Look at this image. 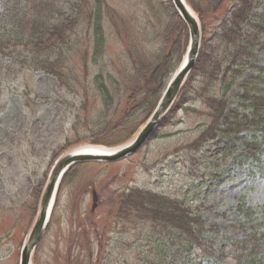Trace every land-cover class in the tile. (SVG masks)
<instances>
[{
	"label": "trees",
	"instance_id": "trees-1",
	"mask_svg": "<svg viewBox=\"0 0 264 264\" xmlns=\"http://www.w3.org/2000/svg\"><path fill=\"white\" fill-rule=\"evenodd\" d=\"M185 1L199 18L202 41L167 121L186 108L194 95L206 108L208 123L198 125L203 127L199 135L184 146L192 151L191 162L195 163L194 154L204 145L216 141L222 145L223 159L234 153L238 163L259 167L264 156V65L255 66L239 85L236 109L227 111V104L230 90L255 51L264 49V0H236L237 5L229 10L221 7L224 0ZM159 7L164 9L165 22L157 33H141L142 46L126 36L131 19L113 10L106 0H92L88 9L83 0H0V61L4 62L0 69L5 70L2 76L14 74L7 82L0 81V108L10 89L28 95L23 76H17L23 71L22 75L45 73L68 93L74 88L81 90L80 106L86 110L91 90L81 86L76 71L86 74L91 72L90 66H97L92 72V92L99 96L103 108L100 118L92 123L98 128H89L87 139L106 146L123 143L153 110L187 46L186 26L172 5L163 2ZM209 10L219 13L217 30L211 36L203 17ZM145 13L147 24H151L155 13L150 4ZM148 28L155 29V25L143 30ZM107 30L120 42L130 39L124 50L129 62L119 64L107 54ZM104 54L109 59L100 64ZM14 78H19L22 89L9 85ZM116 91H121L122 97L115 103ZM43 179L36 185V199ZM231 212L236 219L224 226L209 222L202 209L185 198L132 189L118 196L109 219L113 227L118 222L128 223L123 224V232L130 231L129 225L142 230L125 243V255L136 251L127 264H264V204L251 206L239 198ZM117 262L116 257L99 256L96 264Z\"/></svg>",
	"mask_w": 264,
	"mask_h": 264
},
{
	"label": "rangeland",
	"instance_id": "rangeland-1",
	"mask_svg": "<svg viewBox=\"0 0 264 264\" xmlns=\"http://www.w3.org/2000/svg\"><path fill=\"white\" fill-rule=\"evenodd\" d=\"M83 2L87 4V9L91 7L92 0ZM106 2L113 10L131 19L125 31L126 36L133 39L135 45L144 46L141 33L159 32V27L165 22L162 17L165 16L162 13L164 9L159 4L170 3V0ZM148 4L155 13L151 24H147L148 16L145 13ZM236 5V0H224L221 7L227 6L226 9L229 10ZM223 13L226 14V11ZM218 15L219 13H211L210 10L203 14L208 36L217 30L215 18ZM152 24L155 29L143 30L145 26L150 27ZM110 33L107 30V54L119 64L129 62L124 50L130 39L120 42ZM108 59L104 54L100 64ZM3 63L0 61V66ZM263 65L264 49H257L237 84L230 90L227 111L235 108L236 96L241 92L239 85L247 80L255 66ZM90 68L91 72L86 74L76 71L81 78V86L91 90L88 93L90 99L85 101L86 110H82L80 106L81 90L74 88L68 93L53 77L41 72H25L22 75L23 71H18L17 76H23L22 81L23 84L26 83L28 95H18L10 89L2 97L0 264H5L4 256L8 246L6 239L9 234L15 240L17 264L21 244L34 219L36 185L49 171L55 158L60 153L77 147H102L87 139L91 134L89 128H98L92 123L97 122V117L100 118L103 108L99 96L92 92L95 89L91 81L92 72L98 67ZM4 72L5 70L0 69L1 82H7L14 76L12 72L2 76ZM115 75L118 78V74ZM18 79L14 78L9 85H19L22 89ZM194 85H198L197 80ZM121 97V91L113 92L115 103ZM191 97L193 98H189L186 108L178 110L168 121L167 115L150 139L131 156L109 164L89 162L74 166L68 171L59 186L50 220L33 252L31 264H96L99 256L116 257V264H127L128 258L136 251L125 255V243L138 237L142 230L133 229V225H129L130 231L123 232V224L128 223L118 222L113 227L109 219L116 209L118 196L124 191L138 189L185 198L186 202L200 207L203 217L209 222L224 226L236 219L231 209L239 198H244L251 206L264 204V156L261 159V169L251 163L240 164L234 159V153L223 159L220 154L222 145L213 141L196 152L193 158L195 163L191 162L192 151L184 146L196 138L200 129L208 123V118L204 115L206 108L201 99L194 95ZM118 115L117 113L115 116ZM198 125L203 127L197 128ZM56 152L57 155L53 157ZM92 190L98 195L94 211H91ZM137 241L140 243V240Z\"/></svg>",
	"mask_w": 264,
	"mask_h": 264
},
{
	"label": "water",
	"instance_id": "water-1",
	"mask_svg": "<svg viewBox=\"0 0 264 264\" xmlns=\"http://www.w3.org/2000/svg\"><path fill=\"white\" fill-rule=\"evenodd\" d=\"M171 1L175 10L184 21L189 35L188 47L180 66L172 75L148 120L145 122L136 136L129 142L116 148H112L111 150H108L102 154H83L69 151L57 158L42 189L34 222L20 253L19 264H30L31 254L46 228L47 220L53 205L54 196L57 191L59 181L65 171L72 164L77 162H113L135 152L159 124L177 96L181 85L185 81L187 75L195 63L201 41V31L196 16L193 14L191 9L187 7L184 0ZM95 203V196H93V207L95 206Z\"/></svg>",
	"mask_w": 264,
	"mask_h": 264
},
{
	"label": "flooded vegetation",
	"instance_id": "flooded-vegetation-1",
	"mask_svg": "<svg viewBox=\"0 0 264 264\" xmlns=\"http://www.w3.org/2000/svg\"><path fill=\"white\" fill-rule=\"evenodd\" d=\"M6 241L8 242V246L6 247V254L4 256V263L5 264H15L16 263V258H15V246H14V239L9 234L7 236Z\"/></svg>",
	"mask_w": 264,
	"mask_h": 264
},
{
	"label": "bare ground",
	"instance_id": "bare-ground-1",
	"mask_svg": "<svg viewBox=\"0 0 264 264\" xmlns=\"http://www.w3.org/2000/svg\"><path fill=\"white\" fill-rule=\"evenodd\" d=\"M106 151H107V149H104L103 147L83 146V147H78V148L74 149L72 152L102 154Z\"/></svg>",
	"mask_w": 264,
	"mask_h": 264
}]
</instances>
